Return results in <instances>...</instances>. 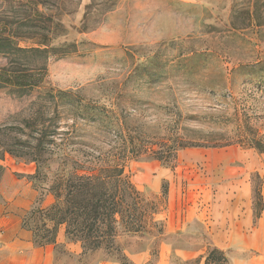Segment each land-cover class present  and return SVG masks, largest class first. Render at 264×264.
<instances>
[{
    "label": "rangeland",
    "instance_id": "rangeland-1",
    "mask_svg": "<svg viewBox=\"0 0 264 264\" xmlns=\"http://www.w3.org/2000/svg\"><path fill=\"white\" fill-rule=\"evenodd\" d=\"M0 33L45 35L57 50L38 88L21 98L0 89V125L15 149L74 125L65 152L123 159L143 200L140 232L119 226L113 250L81 258L59 246V262L130 264L141 253L146 264H204L212 249L228 264L252 260L251 230L264 218V152L253 147L264 148V0H0ZM178 139L191 147L154 155ZM47 156L37 176V162L5 155L0 192L24 182L32 206L48 209L64 155Z\"/></svg>",
    "mask_w": 264,
    "mask_h": 264
},
{
    "label": "trees",
    "instance_id": "trees-1",
    "mask_svg": "<svg viewBox=\"0 0 264 264\" xmlns=\"http://www.w3.org/2000/svg\"><path fill=\"white\" fill-rule=\"evenodd\" d=\"M37 18L46 24H52L49 18ZM22 26L24 25L19 27ZM41 29L49 31L47 27ZM36 36L25 38L0 33V56L7 59V66L0 70V89H10L11 95L18 98L26 96L41 85L47 61L57 51L52 48L48 36ZM22 43L29 46H21ZM72 47L75 49L74 45ZM62 95L64 94H57ZM47 98L54 100L51 94ZM73 127L74 125L70 126L62 138L55 129L38 131L36 137L31 139L33 141L23 143L25 146L22 145V148L27 152L22 153L15 149L13 141L16 139L10 135L11 128L0 125V162L5 155L37 162L36 175L39 176L43 152L48 154L47 157L64 155L60 172L48 188V192L54 195L55 202L46 210L33 206L24 218L23 226L32 231L37 246L54 244L58 228L64 226L67 240L79 243L83 255L101 249L110 251L115 246L119 226L127 234L141 231L145 211L143 200L130 177L125 174L123 159L108 154L98 156L93 161H81L77 155L81 151L75 150L74 154L65 152L70 147L73 134L70 129L73 130ZM56 137L60 139L59 143L56 142ZM178 141V144L173 143L165 152H154V155L162 159L164 153L174 158L176 152L192 145L182 144L180 139ZM253 147L264 152V148ZM4 170L0 164V181ZM35 213L40 214L42 220L40 227L33 229L27 224V219ZM39 231L44 235L38 237L36 232ZM204 264H228V261L222 252L212 249L207 253Z\"/></svg>",
    "mask_w": 264,
    "mask_h": 264
},
{
    "label": "crops",
    "instance_id": "crops-1",
    "mask_svg": "<svg viewBox=\"0 0 264 264\" xmlns=\"http://www.w3.org/2000/svg\"><path fill=\"white\" fill-rule=\"evenodd\" d=\"M34 199L35 193L24 182L16 183L13 190L7 193L0 192V264H62L56 252L59 246L63 248L65 257L84 256L79 243L67 240L63 226L58 228L54 244L37 246L34 243L32 231L23 226ZM221 228L225 229L224 226ZM251 231L253 258L234 259L238 264H264V218L259 217ZM127 257L130 264H146L144 254H131ZM90 264L120 263L113 259H101Z\"/></svg>",
    "mask_w": 264,
    "mask_h": 264
}]
</instances>
